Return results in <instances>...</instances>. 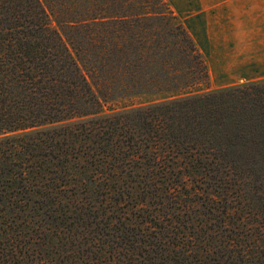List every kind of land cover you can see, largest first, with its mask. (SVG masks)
<instances>
[{"label": "trees", "instance_id": "16d2710c", "mask_svg": "<svg viewBox=\"0 0 264 264\" xmlns=\"http://www.w3.org/2000/svg\"><path fill=\"white\" fill-rule=\"evenodd\" d=\"M75 1L105 95L151 97L102 112L42 0H0V264H264V78L208 89L165 0Z\"/></svg>", "mask_w": 264, "mask_h": 264}, {"label": "rangeland", "instance_id": "374dc122", "mask_svg": "<svg viewBox=\"0 0 264 264\" xmlns=\"http://www.w3.org/2000/svg\"><path fill=\"white\" fill-rule=\"evenodd\" d=\"M170 1L171 0H165L166 4L171 8L172 4ZM42 2L50 15L52 24L58 29L63 41L70 48L71 52L81 65V68L84 70L88 80L91 82L93 88L97 91L102 104V112L108 113L114 109H120L127 105H140L145 103V101L151 97L149 94H143L131 95L122 99L114 97L115 99H113L110 94L109 96L105 95L103 86L104 83H107V81H103V79L106 78V76L101 75L98 70L99 65L93 59V54H90L87 51V49H89V45L87 44L86 32L83 31V27L79 24H66V21L81 20L83 18L90 17L93 14H97L98 11L96 6L93 12L89 10L87 13L84 11L85 6L83 3L81 2L80 4L75 0H42ZM104 12L112 13L113 11L112 9H108ZM177 18L182 24L180 17L177 16ZM196 47L199 51V47L197 45ZM200 56L207 65L206 67L209 77L208 89L210 90L264 78V60H256V56L253 53L200 52ZM92 66L95 69L93 73L90 71ZM191 66L193 69L200 68L195 60L192 61ZM199 79L200 76L197 71H195V73L189 78V80H192L195 83H197ZM198 87L205 88L203 84H199Z\"/></svg>", "mask_w": 264, "mask_h": 264}, {"label": "crops", "instance_id": "0c3cea01", "mask_svg": "<svg viewBox=\"0 0 264 264\" xmlns=\"http://www.w3.org/2000/svg\"><path fill=\"white\" fill-rule=\"evenodd\" d=\"M170 2L200 52H245L264 60V0Z\"/></svg>", "mask_w": 264, "mask_h": 264}]
</instances>
